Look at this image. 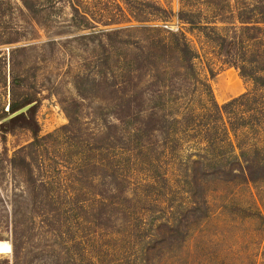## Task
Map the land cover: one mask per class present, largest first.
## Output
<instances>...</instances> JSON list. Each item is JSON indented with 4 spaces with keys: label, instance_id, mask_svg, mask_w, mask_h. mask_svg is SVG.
<instances>
[{
    "label": "rangeland",
    "instance_id": "374dc122",
    "mask_svg": "<svg viewBox=\"0 0 264 264\" xmlns=\"http://www.w3.org/2000/svg\"><path fill=\"white\" fill-rule=\"evenodd\" d=\"M81 7L115 25L73 27L66 5L46 8L42 26L30 27L16 12L21 40L0 46V118L12 88L15 101L38 102L33 124L15 127L0 142V243L11 249L0 254V264H12L14 230L22 247L18 264H264V179L247 182L237 172L231 179L206 171L199 134L206 128L194 122L185 125L186 135L173 136L179 141L172 153L156 143L147 156L104 152L100 140L110 108L96 95L101 77L120 82L148 41L171 35L194 53V69L219 105L251 90L228 65L223 41L237 40L232 61H241L247 36L240 27L264 28V0H94ZM111 31L117 34H99ZM256 42L255 56L264 51V35ZM168 63L176 72L178 65ZM202 89L189 82L168 117H203L208 99ZM67 114L74 125L63 129ZM210 128L218 131L215 141L223 139L220 124ZM169 137L162 138L173 141ZM34 142L27 153L40 162L35 178L47 185L50 198L38 209L11 165L19 149ZM118 181L123 196L101 200L115 195Z\"/></svg>",
    "mask_w": 264,
    "mask_h": 264
},
{
    "label": "trees",
    "instance_id": "16d2710c",
    "mask_svg": "<svg viewBox=\"0 0 264 264\" xmlns=\"http://www.w3.org/2000/svg\"><path fill=\"white\" fill-rule=\"evenodd\" d=\"M92 1L94 0H17L15 3L12 0H0V20L7 19L3 26L5 32L0 34V46L16 44L21 40L19 28L21 26L13 21V19L16 20V12L28 18L30 27L32 25L42 26L48 22L47 14L42 15L46 8L55 9L60 5H66L74 13L73 27L89 29L88 27H95V24L103 27L114 26L113 19L96 17L89 12L87 7H81ZM43 2L46 5H42ZM111 5L115 8L114 1ZM262 14L264 16V13ZM40 15H42L41 18L38 17ZM261 22L264 24V20ZM245 24L250 23L245 22ZM240 30L246 32H242V36H247L246 42L240 45L244 50V57L238 63L232 61V54L234 56V51L237 48V40L232 37L226 42L223 41L225 43L224 56L230 59L229 64H226L237 70L240 79L251 85V90L221 105L214 100L209 85L199 79L193 65L194 53L184 39L173 35L169 39L157 38L148 41L146 46L140 49L139 55L133 59V65L130 64L124 71L120 82H109L105 77H101L96 95L110 108L103 118L104 131L102 140H100L101 150L107 152L114 148L115 151H132L136 156H147L152 151V144L156 143L165 149L169 148V153H172L174 151L172 145L179 141L173 136L186 135L190 130L185 132V125L190 126L194 122L196 127L206 128L204 131H199V134L203 136L202 151L205 152L203 157L206 158L204 166L206 171L226 175L231 179L235 178L233 172H237L247 182L264 179V51H259L256 56L252 51V46L258 35H264V28L248 26L240 27ZM115 33L117 34L115 31L99 32L107 37H111ZM2 35L5 36L3 41ZM255 44L257 45L258 42ZM170 60L178 65L176 72L170 69L171 64L168 63ZM141 64L144 65L145 74L149 78L145 83L142 77L144 70L140 69ZM161 64L163 65L161 66ZM189 82L203 88L208 99L206 106L210 108L203 107L206 114L198 119L192 118L190 114L177 118L168 117L167 112L175 106H180L181 91L189 85ZM13 92H15L14 88H12V100L8 111L3 113L4 116L0 118V142L2 144L5 143L6 135L12 133L15 127L23 128L33 124L30 121H33L37 109L38 102L33 104L34 101H15ZM179 94L180 98H178ZM80 98H83L82 95ZM170 98H174V101L170 102ZM32 104L33 106L25 113L5 120L20 109ZM108 117L109 120H107ZM67 119L68 126L63 129L74 125L73 118L68 114ZM214 122L220 124L222 128L224 137L221 140L215 141L213 138L218 133L217 130L210 128ZM169 136H172L173 141L162 138H170ZM158 137L162 139L159 141ZM33 145L35 146V142L19 149V153L11 161V165L25 178L31 202L34 208L38 209L49 206L47 201L49 194L47 185L35 178V169H38L40 162H37V157H31L27 153L28 150L30 152L33 150L31 149ZM96 148L99 147L94 149ZM155 168L157 170V167ZM111 174L114 181H117L115 169ZM118 185L120 187L117 190L116 186ZM35 187H39L43 191L38 193ZM123 194L122 181H118L115 185V195H103L101 200L112 201L115 199L116 201ZM98 197H100L99 194ZM18 241L17 232L14 230L11 243L12 264H18L21 256L22 247L18 245ZM4 263L8 264V260H4Z\"/></svg>",
    "mask_w": 264,
    "mask_h": 264
},
{
    "label": "bare ground",
    "instance_id": "6f19581e",
    "mask_svg": "<svg viewBox=\"0 0 264 264\" xmlns=\"http://www.w3.org/2000/svg\"><path fill=\"white\" fill-rule=\"evenodd\" d=\"M11 252L10 246L7 243H0V254H9Z\"/></svg>",
    "mask_w": 264,
    "mask_h": 264
},
{
    "label": "water",
    "instance_id": "95a60500",
    "mask_svg": "<svg viewBox=\"0 0 264 264\" xmlns=\"http://www.w3.org/2000/svg\"><path fill=\"white\" fill-rule=\"evenodd\" d=\"M32 106H33V104H32V105H28V106H26V107L20 109V110L17 111L16 113L10 115L7 119H11V118H13V117H15V116H17V115H20V114L25 113V112H26L29 108H31ZM7 119H6V120H7Z\"/></svg>",
    "mask_w": 264,
    "mask_h": 264
}]
</instances>
